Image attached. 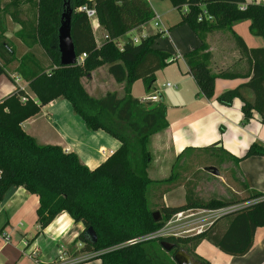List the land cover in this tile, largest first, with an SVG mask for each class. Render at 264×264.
<instances>
[{"label":"trees","instance_id":"trees-1","mask_svg":"<svg viewBox=\"0 0 264 264\" xmlns=\"http://www.w3.org/2000/svg\"><path fill=\"white\" fill-rule=\"evenodd\" d=\"M71 1L72 39L77 57L86 55L81 65H60L58 28L64 3ZM169 1L181 13L179 25L188 26L201 41L200 47L188 52L183 59L188 73L199 87V95L212 100L217 79L233 80L241 75L224 71L212 73L211 54L206 39L215 31H233L242 21L250 22V32L264 39V4H246L245 0H162ZM35 3L38 11V44L51 61L50 69L43 68L35 57L22 58L19 73L29 83L32 99L25 91L17 90L0 102V203L12 187H22L39 198L37 220L42 230L66 213L84 231L77 237L81 252L97 255L93 260L101 264H176L173 257L184 251L195 261L209 264L195 254L197 247L208 241L231 257L247 255L254 245L256 230L264 228V194L251 192L246 198L231 201L201 199L193 192L186 193L185 204L165 206L160 219L155 221L149 192L156 182L148 174L152 163L150 139L169 127L163 103H143L132 97V86L137 81L145 84L146 92L154 91L156 73L168 67L171 54L154 48L159 35L149 36L134 43L128 39L122 48L119 39L155 17L147 0H11L18 6ZM0 0V14L3 12ZM94 6L99 25L106 31L105 43L98 47L90 21L77 12L83 5ZM244 7L242 10L241 7ZM185 12H182L184 8ZM207 16H204V13ZM209 17V19H208ZM234 34V33H233ZM242 59L249 67L241 87L222 93L217 102L231 107L235 100L242 102L244 119L253 113L264 122V47L249 50L234 34ZM33 65V66H32ZM108 66L109 74L118 84H124L125 96L116 93L101 98L91 97L81 83L92 72ZM4 70L0 67V76ZM250 90L254 101L241 93ZM25 98V102L22 99ZM70 103L90 131H103L118 140L120 148L103 164L90 170L71 152L59 146L39 145L27 135L22 124L38 115L41 108L54 100ZM250 157H264V148L254 144L236 163ZM256 200V203L227 213L216 219L199 234L187 237H167L128 242L157 233L178 213L187 210L216 211ZM226 219L223 231L220 222ZM92 228L97 241L86 236ZM161 242L174 245L167 253Z\"/></svg>","mask_w":264,"mask_h":264},{"label":"crops","instance_id":"crops-1","mask_svg":"<svg viewBox=\"0 0 264 264\" xmlns=\"http://www.w3.org/2000/svg\"><path fill=\"white\" fill-rule=\"evenodd\" d=\"M147 1L155 14L154 19L121 37L118 40L120 45H124L128 39L139 42L154 35L171 39L169 30L174 28L181 18L169 22L164 21L163 17L167 18L175 8L164 11L163 6L159 5L164 3L160 0ZM245 1V5L264 4V0ZM1 4L3 12L0 14V67L4 74L0 76V102L17 90L25 91L34 99L29 83L18 71L22 58L27 55L35 57L43 68L51 67L50 59L37 41V5L23 2L15 6L11 4V0H2ZM186 10L185 7L183 12ZM93 20L95 24H92L91 20L90 25L96 44L100 47L105 43L107 33L99 25L97 17ZM151 22L156 29H152ZM185 26L172 30L171 34L180 39L177 44L171 40L172 48L165 44V41H161L162 37L154 42L156 50L171 54L170 59L177 58L175 62L179 64L181 61L182 67L178 66L177 75L169 77L173 85L168 82L161 92L158 90L160 88H154L155 84L153 85L152 92H156L160 96V102L166 106L169 127L150 139L152 163L148 174L153 172L159 178L154 180L150 174L149 177L156 185L168 189L163 194L165 200L169 197L170 206H166H182L175 204L172 196L176 192L172 183L175 165H187L189 161L186 156L189 152L214 151L223 156L219 162L222 172L219 176L208 173L213 178H218L219 189L213 190L208 199L231 201L246 198L251 192L264 194V157H250L239 163L234 161V158L243 157L254 144L264 148V122L260 121L257 113H253V118L246 121L242 113V102L238 99L231 107L223 106L216 100L222 93L235 90L249 81L244 78L249 73V67L242 59L234 34L243 40L249 50L263 48L264 39L250 32L249 21L235 24L232 32L215 31L208 34L206 43L211 54L212 73L218 74L228 70L243 77L233 80L217 79L215 96L212 100H207L199 95V87L188 73L183 59L184 55L201 45L194 32L189 33L183 29ZM108 70V66H103L92 72L88 78H83L81 83L93 98L116 93L118 98L122 99L125 96L124 84L119 92L104 90L98 93L99 86L112 84L114 80ZM164 71L165 69L156 73L155 83L157 75ZM168 84L171 86L167 87ZM134 86L135 84L132 86V97L142 102L146 97L136 98ZM241 93L248 101H254L250 90L242 89ZM64 101L60 98L44 106L38 115L25 121L22 128L39 145L59 146L65 152H73L82 164L94 170L113 155L121 144L103 131H90ZM62 110L66 113H62ZM50 130L54 132L52 139L47 137ZM93 154L98 156L94 157ZM205 169L198 167L192 175L207 173ZM205 181L209 182V177H206ZM209 189L214 187L209 184ZM256 202L252 200L234 206L242 208ZM38 207L39 198L24 188L12 187L7 191L0 203V264H101L100 260H93L97 255L80 251L82 244L77 242V237L84 231L81 223H75L68 214L63 213L42 230L37 220ZM215 220L209 221V227ZM223 230L224 228L220 229ZM195 254L209 264H264V228L256 230L254 245L243 257L228 256L208 241H203Z\"/></svg>","mask_w":264,"mask_h":264},{"label":"rangeland","instance_id":"rangeland-1","mask_svg":"<svg viewBox=\"0 0 264 264\" xmlns=\"http://www.w3.org/2000/svg\"><path fill=\"white\" fill-rule=\"evenodd\" d=\"M164 4H159L161 6H163V10H172L174 9V7L172 6V4L169 1H162ZM152 2H155V0H152ZM71 3V1H70ZM184 11V9L182 10V12ZM181 18V13L176 9H174V11H171V13L166 17H163V20H168L169 22H173L174 20ZM168 22V23H169ZM180 22V20H179ZM179 22L177 23V25L174 26V28L178 27V26H184V25H179ZM92 24H95V20H92L91 22ZM167 24V23H166ZM171 25V23H169ZM175 24V23H174ZM151 26L152 29H156L153 25V22H151ZM172 26V25H171ZM172 27L171 30H169V34H170V38H164L163 36H159L158 39L160 37H162L161 41H165V44H168L169 47L172 48V42L171 40L177 44V42H180V39L175 38L171 32L174 29ZM189 33H193V31L185 26V28ZM193 35V34H192ZM190 35V37L192 36ZM182 67L181 61L179 62V64H177L176 62L171 63L168 67L165 68L164 72H161L157 75V83H155L154 88H160L158 89L159 92H161V89H164L165 85L170 82L173 85V81L169 78L172 77L174 75H177L179 73V69L178 66ZM112 84H108V85H104V86H99L98 89V93H102L104 90L107 91H116L119 92L121 89L120 87H122V84H118L116 83L114 80H112ZM146 87L145 84L142 81H137L135 83L134 86V96L138 99H140L141 97H147L148 94H146ZM154 94V92H151L149 95ZM64 103L69 107V109H72L70 106V103L68 101H64ZM63 109V107H62ZM73 111V110H72ZM74 112V111H73ZM62 113H66L64 110H62ZM75 113V112H74ZM79 117V116H78ZM54 131V128H52ZM53 131H48L47 134L49 138H53L54 137V132ZM94 157H97V154H93ZM191 157V158H190ZM186 158L188 159V164L182 166L181 164H177L174 167L173 170V178L174 180L172 181L174 188H176V192L174 194H172L173 199L175 204L177 205H183L185 204V198H186V193H188L189 191L193 192L195 195H197V197L201 198V199H205L207 200L209 195H211L212 191H218V185H217V179L218 178H213V176H211L210 174H208L209 172L205 173V172H201L199 175L194 176L192 175L194 173V171H196V169L198 167H202L203 169L205 168H216L219 173L222 172V167L221 164L219 166V162L220 160L223 158V156L221 155V153H217L214 151H209V152H189L186 156ZM150 176L152 177V179L157 180L159 177L156 176L155 173L153 172H149ZM192 175V176H191ZM206 177H209V182L205 181ZM190 178V180H188ZM192 178V180H191ZM195 179V180H193ZM209 184L210 186H213L214 189H209ZM168 189L166 187L160 186V185H156V183L151 186L150 188V192H149V198H150V205L151 208L153 210V212H161V209L163 207H165L166 205L170 206V202H169V197L164 198V193L167 191ZM169 202V203H168ZM236 207V206H234ZM237 208V207H236ZM201 211V210H200ZM188 212V211H187ZM200 213V212H198ZM207 218V214L205 213H200L196 216H194L191 219H183L180 220L178 223L176 224H169L170 222H168L165 227L163 229L160 230V232H162L160 235V237L162 238H167V237H173L174 235L172 234L173 231H178V233L180 234V237H187V236H191V235H195L197 234L198 230L203 228L202 231H204L205 229H207L209 227V221L206 219ZM226 226V219L220 222V229L225 228ZM194 230L191 233H186L184 230ZM175 237V236H174ZM72 250V248H70Z\"/></svg>","mask_w":264,"mask_h":264},{"label":"water","instance_id":"water-1","mask_svg":"<svg viewBox=\"0 0 264 264\" xmlns=\"http://www.w3.org/2000/svg\"><path fill=\"white\" fill-rule=\"evenodd\" d=\"M73 8L71 6L70 1H66L64 3V10L61 14L60 26L58 28V48L60 53V65L63 67H71L77 64V54L75 45L72 39V15ZM207 172L219 176L220 173L216 168H206ZM155 221L160 219V213L156 212L153 214ZM86 236L91 238L95 243L97 241V235L95 231L90 228L86 231ZM161 247L167 253H170L174 249V245L168 242H161ZM173 261L176 264H202L198 261H195L190 255L186 252L180 250L177 251L173 257Z\"/></svg>","mask_w":264,"mask_h":264},{"label":"built area","instance_id":"built-area-1","mask_svg":"<svg viewBox=\"0 0 264 264\" xmlns=\"http://www.w3.org/2000/svg\"><path fill=\"white\" fill-rule=\"evenodd\" d=\"M88 1H91L93 3L94 0H88ZM241 9L243 10L244 7L242 6ZM77 12L79 13H84L87 18L89 19V21L93 20L94 18H96V11H95V8L94 6H89V5H83L81 7L78 8ZM204 16H207V13L205 12L204 13ZM209 19V17H208ZM134 43H137L136 41L133 40ZM119 47L122 48L123 45H120L119 44ZM86 58V55H82L80 57H77V65H81L84 60ZM177 59V58H176ZM175 58L171 59L173 61L176 60ZM171 85L168 84L167 87H170ZM25 98L22 99L23 102H25ZM161 99H160V96L154 92V94H151V95H148L142 102L143 103H152V104H157V103H160ZM238 208L236 207H230V208H225V209H220V210H216V211H200V210H187V211H184V212H180L178 214H176L169 222V224H176L178 223L180 220H183V219H191L193 218L194 216L200 214V213H205L207 214V220H212V219H218L220 218L221 216H224L226 215L227 213H230V212H233L235 210H237ZM200 212V213H198ZM203 228L205 227H202L201 229L198 230L197 234L201 233ZM186 233H191L192 231H195L194 230H190V229H187V230H184ZM162 232L158 231L157 233H154V234H151V235H148V236H145V237H142L140 239H137V240H133V241H130L128 242V244L130 245H134V244H137L141 241H146V240H153V239H157V238H161L159 234H161ZM172 234L175 236V237H180L178 231H173ZM173 236V237H174Z\"/></svg>","mask_w":264,"mask_h":264}]
</instances>
